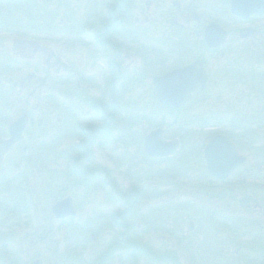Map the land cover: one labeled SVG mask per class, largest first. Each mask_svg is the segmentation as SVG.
<instances>
[{"label": "rangeland", "instance_id": "rangeland-1", "mask_svg": "<svg viewBox=\"0 0 264 264\" xmlns=\"http://www.w3.org/2000/svg\"><path fill=\"white\" fill-rule=\"evenodd\" d=\"M129 1V8H135L142 20L140 11L147 15L146 4ZM158 1L163 4L156 10L164 6L171 13L170 24L160 11V16L153 15L156 20L143 25L144 36L168 34L179 38L174 19L182 12L173 9V0ZM180 1L186 13V4L195 0ZM197 1L199 14L204 5L221 3ZM107 2L13 0L9 10L0 9V22L6 24L0 26V132L24 114L30 116L31 123L29 137L14 145L6 156L3 167L8 168L9 185L0 191V214L8 212L0 220L9 225L1 230L16 232L22 252L20 262L34 264L38 258L41 264H50V260L61 263L60 253L66 251L69 241L70 246L74 244V264L97 263L102 252L106 255L100 264H264V178L252 175L257 165L264 173V163L259 165L264 158L255 159L254 154H249L251 174L243 183L234 177L224 183L211 180L199 156L200 138L187 122L202 112L203 118L215 117L216 113L184 112L160 105L152 94L149 75H142L147 70L140 65L141 55L147 51L143 45L138 46V52L125 49L130 56L127 63L135 66L130 80L139 76L144 79L139 78L132 89L127 85L129 89L120 95L123 106L117 107L120 112L117 124H113L115 130L111 134L108 130L94 131L86 141L90 151L88 166H95L96 171L87 181V172L94 170H87L79 162L76 165L86 177L74 175L75 163L70 154L78 139L67 134L69 124L73 125L68 120L71 111L83 122L81 118L88 112L83 105L86 96L111 98L108 91L104 96L102 87L104 77L109 76L103 69L108 60L100 55L92 57L90 50L95 46L84 38L83 30L84 22L89 20L85 17L95 11V4L98 16H104ZM73 23L70 38L68 29ZM129 23H135L131 9ZM146 37L143 38L150 41ZM17 39L36 41L38 45L20 48L15 45ZM75 108L78 111L72 110ZM243 113L247 115L249 111ZM133 115L151 120L149 129L160 124L167 140L177 138L186 144L181 142L175 156L149 159L142 149L140 124L136 122L131 128L128 116ZM100 125L103 128L107 124ZM179 125H185L193 135L185 136L187 131ZM260 136L264 141V130ZM256 137L251 138L250 145L258 148ZM262 145L260 151H264V142ZM94 173L106 177L99 178ZM105 180L112 181L113 199ZM84 181L87 182L83 184ZM69 198L77 213L62 224L51 209L56 201ZM126 200H132L133 205L130 213L122 215L130 205ZM115 220L127 226L128 242H136L132 252L122 251L121 246V253L108 252L120 231ZM68 224L74 228L67 234ZM6 263L0 254V264Z\"/></svg>", "mask_w": 264, "mask_h": 264}, {"label": "flooded vegetation", "instance_id": "flooded-vegetation-1", "mask_svg": "<svg viewBox=\"0 0 264 264\" xmlns=\"http://www.w3.org/2000/svg\"><path fill=\"white\" fill-rule=\"evenodd\" d=\"M11 1L13 0H0V9L3 7L6 11L9 10L8 7ZM140 3L143 6L146 4L148 7L147 15H144V10L140 11L141 14L143 13L142 20L139 19L140 15L135 13L137 12L135 8H129V0H108L107 12L104 16H98L95 4V11L85 17V20H89L83 24L85 36L83 37L90 40L95 46V48L90 50L92 57L100 55L102 59L108 60L106 68L103 69H105V73L108 72L109 76L104 77L102 87L105 88L104 96L106 91L111 93V98L106 100L103 98L96 99V97L89 95L85 98L83 96V105L88 108V112L81 119H83L89 139H91L94 131L99 133L104 131L106 133L108 130V133L111 134L115 130V125L113 124H117L118 112H120L117 107L119 105L123 106V100L121 101L120 95L122 96L129 89V86L132 89L135 83L140 82L139 78L144 79L143 76H139L130 80L131 76L129 75L131 70L134 71L133 68L135 66L127 63L130 56L125 49H132L138 52V46L143 45L147 51L145 50L143 55H141L140 65L145 66L148 72L145 70L142 75H149L152 94L156 98L158 94L156 79H161L179 70H183V75L178 79L169 78L168 80L164 79V81L159 79L158 88L173 89L177 85L182 90L190 88V96L181 106L167 105L163 106L164 108L184 112L194 110L216 113L215 117L203 118L202 112V115L196 116L193 120L189 119L187 122L188 126L195 128L194 132L200 138L198 152L201 160L204 161L205 173L209 174L205 161V147L213 138L220 136L235 145L238 153L246 158V163L231 173L227 179L209 176L212 180L219 183L227 182L233 177L238 183H243L251 174L248 172L251 169H248L250 163L249 154H254L255 159L257 156H260V159L264 158V151H260L263 146L262 142H264L260 136V133H263L264 130V10L252 12L249 15H236L231 9L230 0H221V3L215 6L204 5L205 7H202L204 11L199 14L200 2L195 0L186 4L188 11L185 13L183 11L184 5L181 1L173 0V9L175 8L174 10L182 12V16H176L174 19V23L178 26L176 30H179L180 35H177L179 38L169 37L168 34H150V37H146L142 32L145 30L143 25L146 24V21L156 20L153 15L156 17L160 16V11H163V19L170 24L171 13L164 6H160V10H156L157 5L163 4V2L158 0H141ZM130 9L134 12L135 21V23L131 24L129 23ZM151 14L152 16H150ZM198 20L200 22L196 23ZM190 22H192V25ZM5 25L0 22L1 27ZM73 30L74 23L68 29L70 38L73 36ZM143 37L149 38L150 41L145 40ZM148 43L150 44L147 46ZM105 65L106 62H103L102 67ZM181 89L179 90L181 91ZM109 99L110 102H107ZM117 99H120V104H118ZM111 106L113 108L112 113L105 114V108H111ZM72 110L78 111L76 108ZM247 110L249 113L246 115L243 112ZM107 115L110 117L109 123H107ZM128 117L130 125L132 124L131 128L136 122L137 125L140 124L142 131L141 141L144 142V138L151 130L149 129L151 120L149 121L147 118L144 120L143 118L140 119L139 115ZM76 119L77 115L71 111L69 123L72 121V126H74ZM102 122L107 124L103 128L100 125ZM94 124L96 126L93 127ZM179 127L182 131H187L185 136L193 135V132L188 130L185 125H179ZM4 134H8V127L6 129L3 128V131L0 132V136ZM256 135L258 140L255 139L254 141L258 142V148L250 145L251 138ZM181 136L185 137L182 134ZM181 142L186 144L185 140H181ZM250 149H253V151L250 152ZM6 156L0 164V191L9 185V177L8 174L6 175L8 168L3 167L7 164ZM262 163H264V160H259V165L262 166ZM89 169L91 167L87 166V170ZM252 170L256 171L252 172V175L264 178V173L260 166H254ZM91 175L92 171L87 172V181ZM94 175L99 178L105 176L103 173L101 176H98V173H94ZM111 183L112 181L105 180L104 184L110 187L113 186ZM54 205L51 211L54 218L58 219L53 212ZM3 214H8V212L3 211ZM3 214H0V216ZM69 219L70 217L67 216L60 222L67 224ZM5 225L0 220V254L5 258L6 264H25L20 262L22 252L19 251L21 248L16 241V232L10 230L2 231L1 229ZM72 227L74 228V226H69V224L66 225L67 234ZM117 235L122 240V232L119 231ZM67 244L66 251L64 250L65 252L60 253L62 262L59 263L57 261L56 264H64V262L66 264H74V244L70 246L69 241ZM115 250L120 252V247L115 245ZM115 250L112 246L108 252L116 254ZM105 253L102 252L97 263L88 262L83 264H100L101 260L105 258ZM35 260L34 264H41L38 258ZM49 262L50 264H55L51 260ZM119 264H122L121 261H119Z\"/></svg>", "mask_w": 264, "mask_h": 264}, {"label": "water", "instance_id": "water-1", "mask_svg": "<svg viewBox=\"0 0 264 264\" xmlns=\"http://www.w3.org/2000/svg\"><path fill=\"white\" fill-rule=\"evenodd\" d=\"M233 11L240 15H248L252 12L264 10V0H232ZM36 43L25 40H16L15 45L20 48L35 46ZM183 70L168 74L163 78L156 79L158 95L164 104L181 106L190 96V88L183 90L177 85L175 88H158L161 81L169 78L178 79L183 75ZM181 89V91L179 90ZM179 92V93H178ZM28 125V116L24 115L16 120L9 127V137L0 138V163L4 155L19 141L23 139V132ZM179 142L166 141L163 138V131L156 129L152 131L145 139V150L152 157H167L178 151ZM205 158L209 172L218 178H227L232 172L245 164V159L241 157L235 145L223 137L214 138L205 148ZM54 213L58 218L75 215L76 212L72 205V199H66L57 202L54 205Z\"/></svg>", "mask_w": 264, "mask_h": 264}, {"label": "trees", "instance_id": "trees-1", "mask_svg": "<svg viewBox=\"0 0 264 264\" xmlns=\"http://www.w3.org/2000/svg\"><path fill=\"white\" fill-rule=\"evenodd\" d=\"M112 111H113V108H112V106H111V108L110 107H106L105 108V111H104V113L105 114H107V113H112ZM105 119H106V117H105ZM109 119H110V117H109V115H107V123H109ZM78 120V121H77ZM80 123V124H79ZM67 134L69 135V136H71V137H73V138H75V139H78V141H77V147L76 146H74L73 147V149H71L72 151H71V156L74 158V161H75V168H77V165H76V163H78L79 164V162H82L83 163V165H84V167H87L89 164H88V159H84V155L86 154V153H90V151H88L87 149H88V143L86 142V141H89L88 139V135H87V133H86V129H85V127H84V124H83V122L80 120V119H76V122L74 123V126H72V125H69V127H68V131H67ZM81 140H83V143L81 142ZM91 169H93V170H96V167L95 166H91ZM79 170L81 171H83V169L79 166ZM92 172H94V171H92ZM83 174H84V172H82ZM85 175V174H84ZM112 184V183H111ZM113 185V184H112ZM114 187V186H113ZM114 189V188H113ZM123 195V194H122ZM109 196L113 199V198H115V189H114V192L112 191L111 193H109ZM130 201H132V200H130ZM129 201V202H130ZM135 201V200H134ZM133 205V204H132ZM131 206L129 207V210L128 211H124L123 213H122V215L123 214H128V213H130L131 212ZM117 220V219H116ZM115 220V222H117L118 223V221H116ZM112 221H113V219H112ZM120 223V222H119ZM117 224L119 227H117L116 226V228H120V230L122 231V240L116 235L115 236V240L112 242V246H113V249L115 250V245H118L119 247L121 246V249H122V251H124V250H127V251H129V252H132L131 250L132 249H134V248H136L137 246V244H136V242H133V241H129L128 242V240H127V237H125V233H126V231H128V228H127V226L125 225V223L124 222H122L121 224H122V226L123 225H125V226H123V227H121L120 226V224ZM113 224H114V222H113ZM133 234H131V236H134V234H135V232H132ZM136 238V240L138 239V237H134V239ZM130 239H132V238H130ZM129 239V240H130ZM144 248H146V247H144ZM124 249V250H123ZM100 259V258H99ZM100 262V261H99Z\"/></svg>", "mask_w": 264, "mask_h": 264}, {"label": "bare ground", "instance_id": "bare-ground-1", "mask_svg": "<svg viewBox=\"0 0 264 264\" xmlns=\"http://www.w3.org/2000/svg\"><path fill=\"white\" fill-rule=\"evenodd\" d=\"M151 124H152V122H150ZM155 126H158V125H155ZM159 127V126H158ZM151 129V132L152 131H154V129L153 128H150ZM89 153H86L83 157H84V159H88L89 158ZM72 205H74V203H72ZM116 227V226H115ZM120 229V228H119Z\"/></svg>", "mask_w": 264, "mask_h": 264}]
</instances>
